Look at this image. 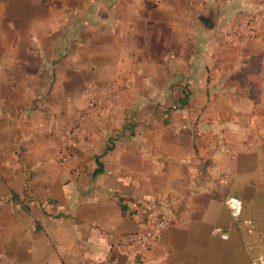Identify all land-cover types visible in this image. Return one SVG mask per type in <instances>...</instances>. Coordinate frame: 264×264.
Instances as JSON below:
<instances>
[{"label": "crops", "instance_id": "obj_1", "mask_svg": "<svg viewBox=\"0 0 264 264\" xmlns=\"http://www.w3.org/2000/svg\"><path fill=\"white\" fill-rule=\"evenodd\" d=\"M243 68L247 80L233 81ZM228 195L254 233L233 221ZM158 196L178 200L175 220L139 262L120 239ZM0 254H264V0H0Z\"/></svg>", "mask_w": 264, "mask_h": 264}, {"label": "built area", "instance_id": "obj_2", "mask_svg": "<svg viewBox=\"0 0 264 264\" xmlns=\"http://www.w3.org/2000/svg\"><path fill=\"white\" fill-rule=\"evenodd\" d=\"M242 31H244L243 26L240 32ZM177 201L176 198L170 196L152 198L143 210L144 216L140 218L141 229L122 235L120 239L121 244H133L137 246V259L139 262L145 261V252L151 248L153 243L161 237L165 230L172 227L175 220ZM224 203L228 207L237 226L247 234L254 233L256 229L254 219L243 216V200L240 197L228 195L225 197ZM221 237L227 239L228 234L221 232ZM0 258H3V254H0ZM238 264H264V254L252 256L249 261Z\"/></svg>", "mask_w": 264, "mask_h": 264}, {"label": "trees", "instance_id": "obj_3", "mask_svg": "<svg viewBox=\"0 0 264 264\" xmlns=\"http://www.w3.org/2000/svg\"><path fill=\"white\" fill-rule=\"evenodd\" d=\"M250 71H251L250 68H243L242 70L236 72L232 76L233 81H238L243 84L245 80H247V75ZM256 85H257L256 83H253V87H255Z\"/></svg>", "mask_w": 264, "mask_h": 264}, {"label": "rangeland", "instance_id": "obj_4", "mask_svg": "<svg viewBox=\"0 0 264 264\" xmlns=\"http://www.w3.org/2000/svg\"><path fill=\"white\" fill-rule=\"evenodd\" d=\"M36 56V55H35ZM37 57V56H36Z\"/></svg>", "mask_w": 264, "mask_h": 264}]
</instances>
